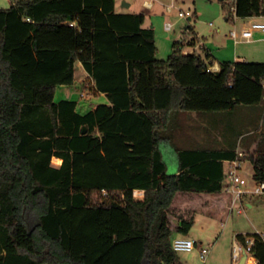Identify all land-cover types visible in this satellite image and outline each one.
I'll use <instances>...</instances> for the list:
<instances>
[{
	"label": "trees",
	"instance_id": "obj_1",
	"mask_svg": "<svg viewBox=\"0 0 264 264\" xmlns=\"http://www.w3.org/2000/svg\"><path fill=\"white\" fill-rule=\"evenodd\" d=\"M115 5L12 0L0 8V264H184L173 239L190 233L197 214L232 212L224 161L242 152L264 183V62H223L214 72L191 25L195 36L160 60L146 15ZM223 9L231 22L264 18V0H225ZM79 62L90 77L82 89L109 101L85 114L77 101L55 100L58 87L77 83ZM239 107L261 119L245 133L255 149L244 132L241 151L177 148L179 172L168 173L161 141L174 138L180 113ZM251 237L264 264L257 233L236 240L246 246Z\"/></svg>",
	"mask_w": 264,
	"mask_h": 264
},
{
	"label": "rangeland",
	"instance_id": "obj_2",
	"mask_svg": "<svg viewBox=\"0 0 264 264\" xmlns=\"http://www.w3.org/2000/svg\"><path fill=\"white\" fill-rule=\"evenodd\" d=\"M118 1L123 4L126 1L133 2L135 0ZM171 2L172 0H156V5ZM179 2L182 10L192 13V20H190L191 17L180 18L179 11H175L170 15L160 14L158 19L154 18L157 25L155 36L158 59L167 60L172 53L174 43L182 40L188 42L195 36L193 32L191 33L190 25L193 26L195 34L199 35V38L206 43L207 49L217 51L219 47L227 48L229 46L228 42L232 40L229 33L232 29H239L240 24L235 28L233 21H227L229 14L224 11L222 1L179 0ZM10 6L11 0H0V8L5 9ZM194 12L198 13L197 16ZM168 22L174 26L171 31L166 28ZM211 23L214 24V27H211ZM187 50L192 49L187 47ZM79 76L80 72L77 70V81L80 79ZM68 91L71 100L77 101L79 106L86 103L81 94L85 93V96L90 94L88 90L82 89V83L79 84L78 82L74 86H69L66 93ZM61 92L64 91H57L55 100L63 99ZM251 139L247 136L245 142ZM167 163L168 173L170 175L175 174V172L171 173L174 169V163L169 160H167ZM57 166L59 165L57 164ZM241 175L248 181L247 188L253 189L257 182L254 180L253 165L248 158L244 160ZM256 233L264 234V194H247L243 199V214L234 211L223 219L197 214L192 230L185 236L197 242V247L192 252L179 253V257L184 264H203L200 259V251L206 248L210 251L206 264H239L234 260L233 255L234 244L237 241L236 235Z\"/></svg>",
	"mask_w": 264,
	"mask_h": 264
},
{
	"label": "crops",
	"instance_id": "obj_3",
	"mask_svg": "<svg viewBox=\"0 0 264 264\" xmlns=\"http://www.w3.org/2000/svg\"><path fill=\"white\" fill-rule=\"evenodd\" d=\"M212 1V0H211ZM224 2L225 0H220ZM172 2L176 3L180 7L179 0H172ZM171 2V3H172ZM12 3V0H11ZM148 4H152L151 8L147 7ZM171 3L166 4H158L156 5V0H135V1H126L123 4L116 0L115 9L117 13L128 14V13H144L146 15V21L144 23L145 28H157L156 22L154 18L158 19L160 14L170 15L173 13H169L168 6ZM181 9V7H180ZM164 11V12H163ZM176 11V10H175ZM174 11V12H175ZM197 16V12H194ZM150 17V19H149ZM262 20L264 18L261 17H253L247 19H240L235 17L233 20V26L235 28L240 24L239 29H235L240 32L244 27L250 23L252 20ZM229 21V19H227ZM70 26H76V22H67ZM212 24V25H211ZM211 27H214V24L211 23ZM174 27V26H173ZM173 29V28H172ZM171 29V30H172ZM168 30V31H171ZM229 33V37H231V32ZM219 32H221L219 30ZM199 36V35H198ZM226 41V40H225ZM229 46L227 48H218L217 51L215 49L209 50L211 53L214 64L211 67L213 71H219L221 69V63L223 62H235V61H253V62H264V33H256L254 41L247 43L241 42L236 43L233 39L230 40ZM201 44L206 47V43L201 40ZM188 52V50H186ZM77 70L80 72L79 84L84 82L85 80L89 81V74L84 69L82 62L77 63ZM82 78V79H81ZM77 80V79H76ZM84 80V81H83ZM92 85V84H89ZM74 86V85H73ZM69 86H60L57 91L63 90L61 95L63 99H60L56 102H60L62 100H71L69 97V91L66 93V89ZM91 87V86H90ZM57 93V92H56ZM66 93V94H65ZM84 99L86 103H83L82 106H79L78 103V112L81 114H85L91 111L99 104H108V98L105 93L98 92H90L88 96H85ZM254 113L250 109L238 108L234 113H209L205 117H199L196 113H188L183 114L180 113L179 116L175 119L173 124L172 132L168 133L169 136L174 138H164L161 141V150L164 158V162L166 164L167 160L174 163V169L171 173L175 172L177 174L180 168L179 156L177 153V148H196L200 146H207L208 148L213 149H225L227 147H235L236 151H241L239 146L236 145V141L241 132L247 133V130L254 133L257 129V123L261 122V119H256V116H253ZM248 134V133H247ZM245 134L244 136H247ZM244 136H241L243 138ZM228 141H230L228 143ZM240 143V142H239ZM238 143V144H239ZM246 145L251 149H255L257 147L256 143L252 141H247ZM228 160L224 161L225 169H228ZM168 166V165H167ZM169 170V168H168ZM252 207L251 205H249ZM244 257L238 262L242 264ZM248 264H258V261L254 258L249 259Z\"/></svg>",
	"mask_w": 264,
	"mask_h": 264
},
{
	"label": "built area",
	"instance_id": "obj_4",
	"mask_svg": "<svg viewBox=\"0 0 264 264\" xmlns=\"http://www.w3.org/2000/svg\"><path fill=\"white\" fill-rule=\"evenodd\" d=\"M152 4L147 3V7L151 8ZM179 11L180 18H192L191 12H185L180 9L178 5L172 2L168 6L169 13H173L174 11ZM212 25V24H211ZM167 30H171L173 28V24L168 22L166 25ZM264 33V21L262 20H252L246 27H244L240 32L237 30H233L231 32V37L236 43L247 42L250 43L254 41L256 33ZM82 97H85V93L81 94ZM244 163V154L242 152H238V158L232 161H229L228 169L226 173L225 179V190L230 192L233 195V202L231 206V211H236L238 214H243V199L247 194H264V183H256L253 189H249L248 181L241 175V171L243 170ZM53 164L57 166H61L63 164V160L60 158H54ZM133 197L136 200H143L145 198L144 190H134ZM259 237L264 241V234L257 233ZM255 244V238H247L246 246L241 245L239 242H235L234 244V260L238 263L244 257V252L247 253V259L244 264H248V260L253 258L252 247ZM172 246L174 250L178 253L182 252H192L197 247V242L188 238V237H175L172 241ZM210 254V251L206 248L201 249L200 251V259L203 264L207 263V258Z\"/></svg>",
	"mask_w": 264,
	"mask_h": 264
},
{
	"label": "water",
	"instance_id": "obj_5",
	"mask_svg": "<svg viewBox=\"0 0 264 264\" xmlns=\"http://www.w3.org/2000/svg\"><path fill=\"white\" fill-rule=\"evenodd\" d=\"M246 259H247V253L244 252V260H243V263L242 264H244V262L246 261Z\"/></svg>",
	"mask_w": 264,
	"mask_h": 264
},
{
	"label": "bare ground",
	"instance_id": "obj_6",
	"mask_svg": "<svg viewBox=\"0 0 264 264\" xmlns=\"http://www.w3.org/2000/svg\"><path fill=\"white\" fill-rule=\"evenodd\" d=\"M202 46V45H201ZM200 47V46H199ZM202 48V47H201ZM194 50V49H193ZM195 51V50H194ZM215 72V71H214Z\"/></svg>",
	"mask_w": 264,
	"mask_h": 264
}]
</instances>
